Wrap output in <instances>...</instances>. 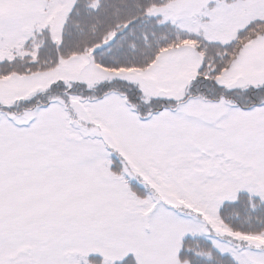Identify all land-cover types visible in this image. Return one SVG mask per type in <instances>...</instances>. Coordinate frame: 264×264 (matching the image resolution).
I'll list each match as a JSON object with an SVG mask.
<instances>
[{
  "label": "snow or ice",
  "instance_id": "snow-or-ice-1",
  "mask_svg": "<svg viewBox=\"0 0 264 264\" xmlns=\"http://www.w3.org/2000/svg\"><path fill=\"white\" fill-rule=\"evenodd\" d=\"M0 264H264V0H0Z\"/></svg>",
  "mask_w": 264,
  "mask_h": 264
}]
</instances>
